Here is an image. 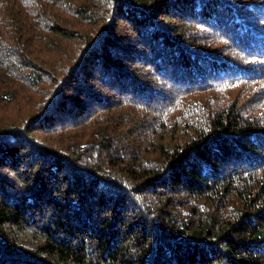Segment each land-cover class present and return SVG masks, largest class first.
<instances>
[{"label": "trees", "instance_id": "trees-1", "mask_svg": "<svg viewBox=\"0 0 264 264\" xmlns=\"http://www.w3.org/2000/svg\"><path fill=\"white\" fill-rule=\"evenodd\" d=\"M0 264H264V0H0Z\"/></svg>", "mask_w": 264, "mask_h": 264}]
</instances>
